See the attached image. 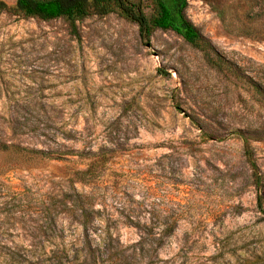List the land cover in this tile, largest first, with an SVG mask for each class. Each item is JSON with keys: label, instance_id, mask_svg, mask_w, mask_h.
I'll return each instance as SVG.
<instances>
[{"label": "rangeland", "instance_id": "1", "mask_svg": "<svg viewBox=\"0 0 264 264\" xmlns=\"http://www.w3.org/2000/svg\"><path fill=\"white\" fill-rule=\"evenodd\" d=\"M215 1L187 14L222 70L117 13L77 39L64 19L0 11V264H85L99 246L113 264H264V38L227 31ZM4 144L52 156L18 164Z\"/></svg>", "mask_w": 264, "mask_h": 264}, {"label": "trees", "instance_id": "2", "mask_svg": "<svg viewBox=\"0 0 264 264\" xmlns=\"http://www.w3.org/2000/svg\"><path fill=\"white\" fill-rule=\"evenodd\" d=\"M210 3L227 31L237 36L264 38V0H216ZM188 6L189 0H16L14 4L0 0V11L12 15L44 21L64 19L68 23L71 33L77 39H80L78 32L80 21L93 15L106 16L117 13L135 23L143 38L150 39L158 29L171 31L202 52L206 60L214 67L220 70L231 67V64L217 52L211 40L189 18ZM256 93L259 96V102L264 105V91L257 88ZM243 139L246 145V155L258 182L256 172L258 166L250 148V140L246 136ZM10 149L18 164L52 156L45 150L29 149L17 144L1 146L2 152H8ZM97 162H91L87 169L76 171L73 181L91 182L96 174ZM74 196H70V200H67L65 205L68 209L79 207L82 210L83 221L81 223L86 230L88 216L84 207L80 205L81 196L78 192L77 194L75 192ZM68 203L71 204L70 207ZM260 209L264 214V209L262 207ZM174 229L175 227H172L168 234H171ZM165 231L163 230V232ZM101 252L100 246L96 250L89 247V252L84 260L85 264H113L116 262L113 258L104 259ZM75 260H80V257L77 255ZM62 261L63 258H60L59 263L66 264ZM68 263L70 262L68 261Z\"/></svg>", "mask_w": 264, "mask_h": 264}]
</instances>
